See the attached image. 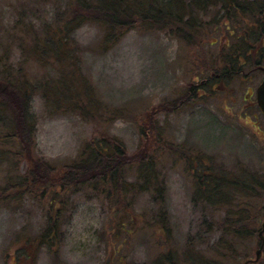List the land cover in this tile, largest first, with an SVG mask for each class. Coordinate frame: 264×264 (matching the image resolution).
<instances>
[{
    "label": "rangeland",
    "instance_id": "1",
    "mask_svg": "<svg viewBox=\"0 0 264 264\" xmlns=\"http://www.w3.org/2000/svg\"><path fill=\"white\" fill-rule=\"evenodd\" d=\"M67 3L0 0V56L9 55L13 66L7 68L39 86L30 94L35 133L26 144V154L35 147L34 154L50 170L45 185L53 184L60 191L50 194L42 185L32 192L20 188L12 191L13 203H0V264H155L162 252L171 251L174 259L165 264H186L183 257L189 253L199 255L204 263L216 261L213 247L222 235L226 213L194 200V174L196 168L200 171L197 157L232 178L247 179L249 173L264 178V116L256 104L264 61L233 78L220 76L221 49L227 41L229 48L242 42L224 33L227 24L228 31H234L235 24L228 20H222V31L215 35L205 32L201 44H187L171 29L147 26L131 28L105 46V27L85 20L71 32V43L86 82L74 86L78 96L54 92L52 102L46 99L43 83L57 80L64 67L45 66L29 48L23 51L22 45L34 39V32H24L23 27L32 21L40 26L59 19ZM225 12L216 7L200 16L209 20ZM216 36L217 43H208ZM211 75L218 77L213 81L215 90L185 104L182 98L189 87L208 83ZM71 98L92 109L95 117L70 105ZM18 125L24 129L26 123L19 119ZM102 137L124 143L133 163L125 175L128 184L140 183L138 163L143 157H155L159 176L155 185L126 194L117 189L114 194L108 173L104 181L92 179V185L86 183L87 176L64 184L66 176L75 177L66 175V169L80 161L85 144ZM32 166L22 157L2 161L0 187L8 175L16 177ZM58 183L69 185L68 190H60ZM227 198L226 207L232 211L247 208L259 216L261 210L262 215L264 191L259 188L258 193L231 188ZM161 207L169 215L165 235L156 221ZM57 209L60 229L44 244L48 218L54 211L56 220ZM261 222L260 216V227ZM258 244L257 236L247 245L250 258L256 257ZM242 247L245 252L246 246L239 245L240 260L229 264L246 261ZM256 263L264 264V256Z\"/></svg>",
    "mask_w": 264,
    "mask_h": 264
},
{
    "label": "trees",
    "instance_id": "2",
    "mask_svg": "<svg viewBox=\"0 0 264 264\" xmlns=\"http://www.w3.org/2000/svg\"><path fill=\"white\" fill-rule=\"evenodd\" d=\"M216 7L219 8V11L224 9L226 12L222 15L215 14L209 20H204L200 16L202 11L205 14L211 8ZM60 14L59 19L45 22L43 25L35 26V21H32L31 24L24 26V32H34L31 35L34 39L21 47L23 51L29 48L45 66L64 67L57 80L50 78L43 83L42 88L45 90L46 99L52 102H54V92L60 91L66 96L67 94L78 96L79 92L74 86L80 80L86 82L79 65L78 51L71 43V32L85 20H96L105 27L103 46L120 39L131 28H146L147 26L156 29L158 27L171 29L175 37L186 41L187 44H201L205 39V32L208 33L210 30L215 35L217 31H222L220 29L222 20H228L231 21V24H235L234 31H228L230 25L227 24V30L224 33L235 37L238 41L242 40V42L240 45L236 44L229 48L227 41L226 46L221 49L224 58L220 63V66L223 67L220 76L233 78L244 74L249 65H256L260 61H264V0H247V2L240 0H68L65 9ZM240 25H244V29H240ZM237 27L239 32H236ZM217 41L216 36L208 43L213 45ZM10 63L9 55L4 53V56H0V163L14 156L25 158L27 162L33 163V166L23 170V174L17 173L16 177L14 175L6 177L5 185L0 187V203H13L12 191L16 193L20 188H26L32 192L35 187L42 185L50 194L53 191H59L56 188L53 189V184L45 185L50 170L46 168L45 162L34 154L32 148L35 150V147L32 146L26 154V144L29 145L32 142L35 133L30 94L39 86L26 80L21 72L12 73L11 69L7 68L13 66L9 65ZM213 76L211 75L208 83L200 82V84L190 86L189 91L182 98L185 104L204 99L208 92L212 93L216 88L213 81L216 82L218 79ZM1 83H4L5 86ZM90 91L88 90L86 94H89ZM18 102L20 103L19 109ZM69 104L81 111L85 108L75 98H71ZM58 105L63 106L64 104L58 102ZM86 110L88 113L84 112V115L88 116L89 114L95 117L96 113L92 109L87 108ZM19 119L26 123L24 129L18 125ZM3 144L7 146H2ZM197 159L200 171H197L196 168L194 174L196 190L194 200L201 201L207 206L221 207V210H225L226 219L222 235L213 247L214 260L216 261L204 263L199 255L189 253L184 255L183 262L186 264H229L231 260H240L239 245L242 244V246H246V253L242 247V256L248 261L247 264H257L249 261L254 258H250L251 250L247 245L255 241L257 236L258 245L260 246L262 243L258 233L261 229L258 225L260 216L262 217L261 210L259 216L258 212L247 208L235 212L226 206L231 188L244 190L245 187V190L258 193V188L260 191H264V178L251 173L248 174L247 179H243L241 176L232 178L214 170L212 163L207 165L201 161L200 156ZM155 160V157L144 156L138 163L140 183L138 185L128 184L124 181L125 175L133 163H130L127 157L124 143L104 137L93 139L92 142L86 143L82 149L80 161H76V164L66 169L69 171L66 175L73 173L72 176L75 177L66 176L63 181L64 184H69L72 181L86 179L87 176L86 183L92 185V179L104 181L103 177L108 173V180H113V187L110 188L112 192L118 194L117 189H119L126 194L136 191L137 187L142 189L155 185L159 178ZM58 184L62 191L69 188V185ZM53 204L54 201H52V207ZM247 204L244 206H248ZM162 207L164 208V203ZM162 207L156 216V221L160 226L159 232L165 235L164 230H168L169 215ZM59 211L60 209L55 211L56 220H54V211L48 218V224L43 234L46 238L44 244H48L58 234L60 229ZM207 223L212 224L208 220ZM243 242H245L244 245ZM174 254L172 251L162 252L155 264L171 262L174 259L172 257Z\"/></svg>",
    "mask_w": 264,
    "mask_h": 264
},
{
    "label": "water",
    "instance_id": "3",
    "mask_svg": "<svg viewBox=\"0 0 264 264\" xmlns=\"http://www.w3.org/2000/svg\"><path fill=\"white\" fill-rule=\"evenodd\" d=\"M257 99H258L259 106H260L262 112L264 113V79L262 80V82L260 83V85L257 88ZM259 236L261 238H264V220L262 223V229L259 232ZM261 254H262V248H259L257 250V260L261 257Z\"/></svg>",
    "mask_w": 264,
    "mask_h": 264
}]
</instances>
